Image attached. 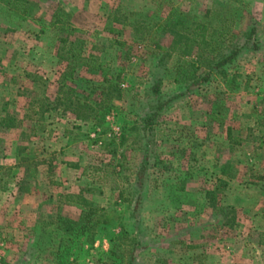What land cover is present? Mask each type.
<instances>
[{
  "label": "rangeland",
  "instance_id": "obj_1",
  "mask_svg": "<svg viewBox=\"0 0 264 264\" xmlns=\"http://www.w3.org/2000/svg\"><path fill=\"white\" fill-rule=\"evenodd\" d=\"M8 1L0 0V264H61L60 222L90 203L112 224L93 247L84 242L92 258L67 264L107 261L134 237L145 245L135 264H264V0ZM174 10L182 24L231 27V42L218 43L225 51L247 48L208 70L205 44L170 49L173 29L163 23ZM75 94L105 100L104 120L58 104Z\"/></svg>",
  "mask_w": 264,
  "mask_h": 264
},
{
  "label": "trees",
  "instance_id": "obj_2",
  "mask_svg": "<svg viewBox=\"0 0 264 264\" xmlns=\"http://www.w3.org/2000/svg\"><path fill=\"white\" fill-rule=\"evenodd\" d=\"M8 2L10 8L17 6L16 3L18 4V0H9ZM22 11L23 13H25L26 9ZM177 12L178 11L174 10L172 13H170L166 21L163 23V26L169 25L173 29L172 34L174 36V42L170 49L172 51H181V48H179V44L184 39H186V41H189L191 39V41L195 42L197 45L205 44L204 46L206 48L200 49L199 54H201L202 61L203 63H205V66L208 70L213 71L232 64L240 55V53L245 50V48H247L245 44L232 48L228 46L230 49L225 51L219 44L231 42V27L227 28L225 23H222L220 27H211L210 22L206 20L194 22V25H186V23L182 24L179 21L175 20L173 17ZM208 13L207 15H209ZM161 25L162 23L160 24V26ZM192 25L193 27H191ZM180 27H183V29H180ZM255 34L256 29L253 28L250 36ZM61 41L65 44L67 43V39H61ZM65 48L66 52L68 53L67 47ZM160 48L165 49V47ZM257 48V45L253 46V49ZM189 49L190 45L186 43L183 48L184 52H189ZM205 52L211 53L213 58L205 57ZM62 58H66V55H62ZM209 76L210 73H207L205 76L201 77V81L207 82L209 80ZM112 86L116 88L117 84ZM154 89L158 92V85H156ZM102 92L103 94H106L108 96L110 90L109 88L102 86ZM61 98L62 97L60 96V99H58V104H62L64 100L69 102V105L67 107L70 108V110L74 112L77 117L84 119L88 118L87 116H90L94 120L96 119V121H98L99 123L104 120L105 113L110 108L105 104V100L97 105H92L84 101L78 94H75L74 97H70L69 99ZM171 100L172 98L168 99L165 103L162 102L159 105L158 110L154 113L149 114L145 119H143V121L146 122L147 125H152L156 117L160 114L161 110L165 107V104L170 103ZM126 132L127 130L125 129V134ZM144 169L145 168L143 167L139 172L140 176L144 172ZM68 199L71 201H68ZM67 202L71 204L77 203L78 205H82L81 203H78L76 201V197L74 195H68ZM111 224L112 218L109 216V212L104 207L92 203L88 204L87 207H84L82 209L80 217L77 220L63 219L60 222V230L64 232V240L66 241L60 242V244L57 246V249L55 250L57 257L60 260L59 262L61 264H67L69 262V257L71 256L75 257L76 262L82 257L92 258L93 255L90 253V251L84 248V242L88 241V243L91 244V247H93L94 241L96 240L98 234L97 230H105L107 228L109 229ZM121 234L124 240L128 239L126 230ZM110 240L112 242H115V237H111ZM113 246L114 248H112V251L107 255V261L98 259L97 263L135 264L138 252L144 250L145 245L142 239H137L134 237L133 239H128V244L122 245L120 250H117L115 245ZM115 259L119 261L117 262L115 261Z\"/></svg>",
  "mask_w": 264,
  "mask_h": 264
}]
</instances>
